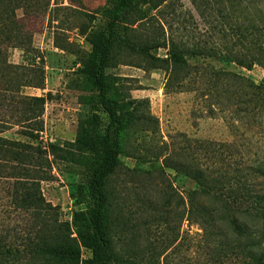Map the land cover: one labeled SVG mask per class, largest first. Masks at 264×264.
I'll list each match as a JSON object with an SVG mask.
<instances>
[{
  "label": "rangeland",
  "instance_id": "374dc122",
  "mask_svg": "<svg viewBox=\"0 0 264 264\" xmlns=\"http://www.w3.org/2000/svg\"><path fill=\"white\" fill-rule=\"evenodd\" d=\"M113 1L42 0L43 14L27 22L37 28L32 48L42 85L23 88L21 93L44 98L50 94L53 99L43 107L37 141L21 135L16 126L0 123L3 138L54 148L46 157L49 169L43 168L51 178L39 183L40 194L44 205L54 208L55 218L65 225L64 236L74 246L79 245L81 214L88 210L77 187L84 186L89 154L69 144L82 130L101 132L108 122L83 70L91 50L88 37L103 27L102 10ZM221 3L236 18H248L253 12L242 0H166L159 7L139 5L129 12L127 22L137 21L129 27V38L147 47L150 56L167 59L170 40L185 51L186 77L180 75L172 89L165 88L166 70L152 68L141 54L114 48L106 71L110 97L119 104L131 100L138 104L134 122L117 136L120 161L107 180L108 235L119 262L129 258L133 264H207L203 222L213 220L212 231L220 242L224 230L232 232L225 224L230 215L249 231L261 233L258 242L264 252V221L257 215L256 191L248 187L249 198L235 197L244 183L234 171L243 162L259 161L264 143L255 130H244L231 115L239 108V90L233 85L227 88L223 76L233 74L259 84L264 73L257 66L242 69L224 55L238 48L232 49L229 29L217 13ZM16 14L21 17V10ZM147 40L167 48L150 47ZM215 50L224 53L212 57ZM9 61L23 65V52L10 51ZM197 169L206 178L208 169L221 182L219 193L202 192L192 177ZM262 179H257L262 184L257 190H264ZM16 187L8 170L0 174V238L6 251L0 264H35L27 256L39 226L14 199ZM81 255L91 257L83 248Z\"/></svg>",
  "mask_w": 264,
  "mask_h": 264
},
{
  "label": "trees",
  "instance_id": "16d2710c",
  "mask_svg": "<svg viewBox=\"0 0 264 264\" xmlns=\"http://www.w3.org/2000/svg\"><path fill=\"white\" fill-rule=\"evenodd\" d=\"M164 1L166 0H114L109 7L102 10L103 27L88 37L91 50L84 64L83 74L89 88L95 92L97 108L106 114L108 122L101 132L82 130L75 141L69 144L76 151L89 154L84 186L77 187L78 196L84 198L88 204V210L81 214L84 216L81 219L82 229L78 232V246H74L64 236L65 225L55 218L54 208L44 205L40 194L39 183L51 178L50 172H43V168L49 169L46 157L54 148L48 146L43 149L40 145L11 141L0 136V174L9 171L10 178L17 183L14 199L24 211L31 212L35 225L39 226L34 232L28 251L27 258L30 262L133 264L129 258L119 262L112 252L108 235L110 206L107 180L120 161L121 149L117 136L134 122V112L137 111L138 104L134 100L119 104L110 97L111 87L106 71L114 48L117 47L143 55L154 69L166 70L169 73L165 86L167 90L172 89L175 82L178 83L180 75L184 76L185 51L174 41H169L167 59L160 60L150 56L147 47L135 44L127 33L130 31L129 27L137 23L127 22L130 11L139 5L154 4L159 7ZM242 1L253 8L248 18L232 16L222 3L217 10L223 25L229 29L232 49L238 48L233 54L226 52L224 55L242 69L250 70L257 66L264 73V0ZM17 10H21V17L17 16ZM43 11L42 0H0V123L18 127L21 135L31 141L39 139L43 107L47 100L53 99L50 94L44 98L24 96L21 93L23 88H37L42 85V77L34 66L38 57L32 48V38L37 28L35 24L27 22L42 15ZM147 42L156 49L167 48L165 43L156 40ZM17 49L23 52L24 64L21 66L13 65L9 61L10 51ZM209 53L207 51V58L211 57ZM223 53L215 50L212 57H220ZM195 54L202 55L201 52ZM164 64L167 65L165 69L162 66ZM223 76L227 88L233 85L239 90V108L231 115H234L244 130L252 133L255 130L264 143V76L259 84H253L246 78L233 74ZM209 111L214 113L213 110ZM257 161L258 159L252 163L243 162L234 169L244 183L240 185L242 190L246 191H241L237 186L239 191L235 197L247 199L249 193L246 189L253 188L256 191L253 199L256 200L260 213L257 215L264 221V190L256 189L257 186H262L260 182L257 183L258 177H262L264 183V156ZM208 171L207 169V178L199 169L194 170L192 177L203 193H219L217 189L221 182H216ZM204 179H207V184ZM212 221L207 219V224L203 222V228L207 225V264H264L262 242H258L261 233L249 231L230 215L225 219V224L226 228L232 227V232L224 230L222 240L218 242V235L212 231ZM3 241L0 238V256L6 252ZM81 248L89 251L91 257L82 259Z\"/></svg>",
  "mask_w": 264,
  "mask_h": 264
}]
</instances>
